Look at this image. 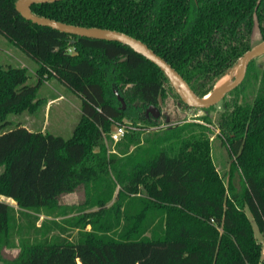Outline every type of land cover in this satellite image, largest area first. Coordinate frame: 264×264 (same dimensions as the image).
<instances>
[{
	"label": "trees",
	"instance_id": "obj_1",
	"mask_svg": "<svg viewBox=\"0 0 264 264\" xmlns=\"http://www.w3.org/2000/svg\"><path fill=\"white\" fill-rule=\"evenodd\" d=\"M16 1L0 0V34L38 64V78L29 84L26 67L0 62V197L15 202L0 200V247L20 250L2 264H264L247 214L264 239V67L249 63L218 121L235 156L227 183L204 125L144 137L130 131L118 152H108L103 132L114 122L158 125L145 112L159 109L166 89L180 106L188 104L130 46L35 25L15 10ZM30 10L131 35L198 97L253 47L255 27L264 40V0H55ZM45 74L79 97L81 115L68 138L22 124L7 128L9 114L38 107ZM78 189L82 202L59 203ZM59 216L68 217L50 219Z\"/></svg>",
	"mask_w": 264,
	"mask_h": 264
},
{
	"label": "rangeland",
	"instance_id": "obj_2",
	"mask_svg": "<svg viewBox=\"0 0 264 264\" xmlns=\"http://www.w3.org/2000/svg\"><path fill=\"white\" fill-rule=\"evenodd\" d=\"M261 40L259 36L258 28L255 27L252 33L253 46L258 44ZM69 53H73L74 49L69 48ZM257 69L260 72L264 67V55L256 58ZM0 62L3 65H12L17 67H26L29 73V84H35L37 80L36 70L38 64H36L28 55H26L21 49L7 41L0 34ZM113 92L117 98V94L121 97L118 88L114 87ZM37 98H40L38 107L33 111L25 110L18 115L9 114L7 121L10 122L7 128L15 127L18 124L26 126L30 130L43 132H49L54 135H60L63 138L71 136L75 125L81 115L79 97L71 92L64 84H61L57 79L48 77L46 74L43 76V81L40 84ZM232 94H225L223 100L220 103L213 106L211 109H199L192 107H182L172 96L170 89H166L164 96L160 99L159 110L161 112L160 122L158 125H144L140 123H134L131 120L123 119L122 123L126 129V133L130 131H138L141 133V137L150 136L156 131L164 130L169 127L181 126L185 123H195L205 126V130L210 136V154H212L213 163L217 172L227 183L226 173L229 164L232 160H235L227 147L225 135L221 134L219 128V118L221 113L226 109V106L234 101ZM118 100V99H117ZM124 101V100H123ZM125 102V101H124ZM122 107V105H119ZM126 106V103H125ZM148 118H151L149 116ZM168 119V121H167ZM111 126V130L113 128ZM135 129H134V128ZM196 128V127H195ZM197 129V128H196ZM110 132V131H109ZM109 132H103L105 143L108 152H118L117 142L109 138ZM240 180L239 173H235L233 181L238 185ZM1 200H5L8 203L15 205L14 201H10V198L1 196ZM85 194L82 189H78L76 192L62 195L59 199V203L63 205H77L84 200ZM112 203V202H111ZM109 203V205L111 204ZM97 206L94 208L85 210L87 212L96 211ZM77 214V213H73ZM248 217L251 219L254 229V237L259 244H262L261 258L264 257V239L259 233L257 226L252 221L251 214L247 209ZM68 216H72L69 214ZM68 216L49 217L57 221L66 218ZM46 218L41 214L38 224L42 219ZM89 228V226L87 227ZM149 235V233L147 234ZM18 247L3 246L0 247V264L5 261L14 259L19 253Z\"/></svg>",
	"mask_w": 264,
	"mask_h": 264
},
{
	"label": "water",
	"instance_id": "obj_3",
	"mask_svg": "<svg viewBox=\"0 0 264 264\" xmlns=\"http://www.w3.org/2000/svg\"><path fill=\"white\" fill-rule=\"evenodd\" d=\"M53 1L55 0H17L15 2V10L18 11L26 20L31 21L35 25L37 24L41 26L50 27L52 29H56L70 35H77L87 38L92 37L106 41L114 40L126 46H130L134 51L141 54L145 59L147 58L150 62L158 66L160 70L164 73V75L167 77L168 82H170V84L173 86L180 99L183 102H186L188 106L192 108L203 109L220 103L222 97L225 94L239 86V84L243 81L242 79L245 75V71L249 63L257 57L264 55V40H262L258 44L247 50L242 56H240L237 60V63L231 67H238V71L231 78V82L228 85H226L224 88L221 89V91L217 93H214L213 87L210 92L206 93L202 97H198L192 91L188 83L182 79L178 72L169 63H167L160 56H158L149 46L145 45L140 40L132 37L131 35H127L122 32L111 29L107 30L96 27L86 28L77 25H68L55 19L52 20L50 18L34 14L30 10V7L35 3H47ZM194 1L196 2V0ZM226 72H224V74ZM180 91L183 95L186 96V99L182 98ZM207 95L209 96L207 97ZM117 99L118 101H120L122 108H124L125 102L123 101V98L117 94ZM149 116L154 119H158L161 116V112L156 106L151 105L145 112V118L148 119Z\"/></svg>",
	"mask_w": 264,
	"mask_h": 264
},
{
	"label": "bare ground",
	"instance_id": "obj_4",
	"mask_svg": "<svg viewBox=\"0 0 264 264\" xmlns=\"http://www.w3.org/2000/svg\"><path fill=\"white\" fill-rule=\"evenodd\" d=\"M237 71H238V67H233V68L229 69L225 74H223L217 80V83L214 86V93L221 91L222 88H224L226 85H228L231 82V78L237 73ZM180 94L182 95L183 99H186V96L183 95L181 91H180ZM209 95H207V97Z\"/></svg>",
	"mask_w": 264,
	"mask_h": 264
},
{
	"label": "built area",
	"instance_id": "obj_5",
	"mask_svg": "<svg viewBox=\"0 0 264 264\" xmlns=\"http://www.w3.org/2000/svg\"><path fill=\"white\" fill-rule=\"evenodd\" d=\"M113 126L114 127L109 132V137L111 138V140H113L115 142L120 141L121 139H123L122 137L125 135L126 129L123 125H120L117 122H114Z\"/></svg>",
	"mask_w": 264,
	"mask_h": 264
},
{
	"label": "crops",
	"instance_id": "obj_6",
	"mask_svg": "<svg viewBox=\"0 0 264 264\" xmlns=\"http://www.w3.org/2000/svg\"><path fill=\"white\" fill-rule=\"evenodd\" d=\"M0 200H1V198H0ZM2 201H3V200H2ZM10 201H13V200L10 199ZM14 206H15V205H14Z\"/></svg>",
	"mask_w": 264,
	"mask_h": 264
},
{
	"label": "flooded vegetation",
	"instance_id": "obj_7",
	"mask_svg": "<svg viewBox=\"0 0 264 264\" xmlns=\"http://www.w3.org/2000/svg\"><path fill=\"white\" fill-rule=\"evenodd\" d=\"M159 119V118H158Z\"/></svg>",
	"mask_w": 264,
	"mask_h": 264
}]
</instances>
